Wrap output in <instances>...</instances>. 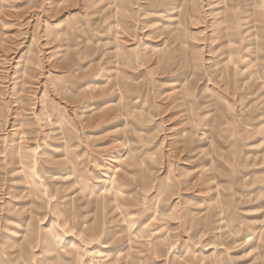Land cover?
<instances>
[{"label": "rangeland", "instance_id": "rangeland-1", "mask_svg": "<svg viewBox=\"0 0 264 264\" xmlns=\"http://www.w3.org/2000/svg\"><path fill=\"white\" fill-rule=\"evenodd\" d=\"M114 259L264 264V0H0V264Z\"/></svg>", "mask_w": 264, "mask_h": 264}, {"label": "bare ground", "instance_id": "bare-ground-1", "mask_svg": "<svg viewBox=\"0 0 264 264\" xmlns=\"http://www.w3.org/2000/svg\"><path fill=\"white\" fill-rule=\"evenodd\" d=\"M56 91H57V92H55V93H57L56 95H60V96H61L62 93H61L59 90H56ZM59 92H60L61 94H60ZM63 95H64V94H63ZM19 127H22V125H20ZM16 130H17V129H16ZM56 136L59 137V139H64L63 136H62L61 131H60L59 133H56ZM27 237H28V235H27ZM26 241H27L26 239L23 240V242H22V244H21V248H23V246L25 245ZM70 249H72V248L70 247L68 250H70ZM68 253L70 254V253H72V251H68ZM99 258H100V257H99ZM104 261H105V260H104ZM107 261H109V260H107ZM105 262H106V261H105ZM108 264H120V261H119L118 259H117V260L114 259V260L110 261V263H108Z\"/></svg>", "mask_w": 264, "mask_h": 264}]
</instances>
